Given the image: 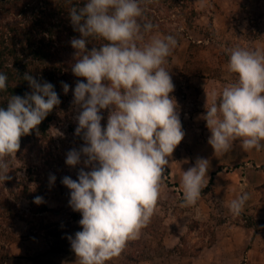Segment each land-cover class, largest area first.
I'll return each mask as SVG.
<instances>
[{
  "label": "rangeland",
  "instance_id": "374dc122",
  "mask_svg": "<svg viewBox=\"0 0 264 264\" xmlns=\"http://www.w3.org/2000/svg\"><path fill=\"white\" fill-rule=\"evenodd\" d=\"M27 3L31 4L20 1ZM139 3L144 10L140 22L154 25L143 33L139 45L168 35L177 40L163 67L175 85L170 97L176 101L185 135L168 158L151 222L106 264H264V180L258 175L264 165L252 166L256 149L244 151L239 142L227 153H215L203 119L212 94L235 82V75L226 71L229 51L237 47L264 51V0ZM76 52L60 55L71 83L67 107L58 109L49 123L50 144L42 147L32 137L14 157H5L11 178L0 179V264H60L54 255L66 251L59 244L67 241L71 248L68 237L82 230V215L69 205L71 190L62 183L66 176L77 180L82 168L91 170L83 164L84 156L76 166L66 164L67 153L85 145L83 133L75 134L81 109L73 103V92L77 81L86 82L72 72ZM110 111L100 112L103 127ZM198 158L209 161L208 185L194 206H183V171L195 166ZM52 175L56 179L50 183ZM25 188L29 197L22 194ZM33 193L43 202L35 203ZM244 193L249 199L242 213L233 216L229 204Z\"/></svg>",
  "mask_w": 264,
  "mask_h": 264
},
{
  "label": "clouds",
  "instance_id": "9594fccd",
  "mask_svg": "<svg viewBox=\"0 0 264 264\" xmlns=\"http://www.w3.org/2000/svg\"><path fill=\"white\" fill-rule=\"evenodd\" d=\"M144 10L139 0H86L69 10L74 31L71 45L78 57L72 65L77 77L73 103L81 109L75 134L83 133L85 145L67 153L66 164L81 163L78 179L64 177L70 191L69 205L81 213V231L69 236L79 264H106L121 255L127 243L138 239L155 213L163 186L165 166L184 138L176 101L170 97L175 85L163 67L177 45L174 36L153 37L142 46L143 33L154 25L141 23ZM89 38L106 41L99 48H86ZM226 71L235 82L212 94L207 108L208 143L217 154L227 153L234 142L244 151H259L264 141V51L234 48L229 51ZM8 77L0 73V91ZM32 92L11 96L7 109L0 108V179H10L5 157H14L20 139L60 104L49 82L39 83L27 73ZM65 94L69 85L62 82ZM102 109H111L106 127ZM209 161L198 158L183 171V206H194L208 185ZM208 177V176H207ZM50 176V183L55 181ZM247 193L233 199L229 211L239 216ZM40 204L43 198L37 196Z\"/></svg>",
  "mask_w": 264,
  "mask_h": 264
},
{
  "label": "trees",
  "instance_id": "16d2710c",
  "mask_svg": "<svg viewBox=\"0 0 264 264\" xmlns=\"http://www.w3.org/2000/svg\"><path fill=\"white\" fill-rule=\"evenodd\" d=\"M20 1L0 0V73L8 77L7 90L0 91V108L7 109L11 96L23 98L32 92L29 81L24 79L26 73L41 84L51 83L60 104L54 106L37 129L20 139V145H23L33 137L34 143L43 147L50 144L47 130L55 112L68 105L62 82L69 85L71 77L64 70L65 61L60 55L77 51L71 45V37L81 38V34L74 31L69 10L83 7L86 0H29L31 4L27 3V6L20 5ZM103 43L106 41L89 38L86 45L92 49ZM209 182H212L211 176ZM22 194L30 195L26 188Z\"/></svg>",
  "mask_w": 264,
  "mask_h": 264
},
{
  "label": "crops",
  "instance_id": "0c3cea01",
  "mask_svg": "<svg viewBox=\"0 0 264 264\" xmlns=\"http://www.w3.org/2000/svg\"><path fill=\"white\" fill-rule=\"evenodd\" d=\"M204 106L205 108L208 107L207 103L204 102ZM261 143H264V141H262ZM264 145V144H263ZM251 165H256V167H258L257 165H261L263 166L264 165V149H260L259 151L257 150H254L252 153H251ZM234 160V159H233ZM258 172V175L260 176V180H264V172ZM74 238V236H73ZM64 241V240H62ZM60 246H63L64 245V249L66 252L64 253H55L54 255V259H56L57 261L63 264H79V261H78V258L76 256V254L74 253V251L72 250V248H69L68 245V242L65 241V243L63 244L62 242L59 244Z\"/></svg>",
  "mask_w": 264,
  "mask_h": 264
}]
</instances>
